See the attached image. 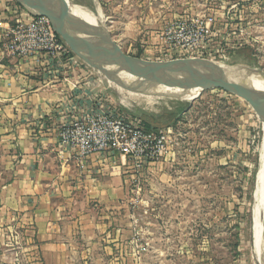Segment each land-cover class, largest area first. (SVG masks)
Masks as SVG:
<instances>
[{"label": "rangeland", "instance_id": "1", "mask_svg": "<svg viewBox=\"0 0 264 264\" xmlns=\"http://www.w3.org/2000/svg\"><path fill=\"white\" fill-rule=\"evenodd\" d=\"M72 1L100 18L96 27L129 56L150 62L194 58L207 68L238 73L249 83L239 68L247 65L264 77V0ZM201 28L210 31V46L193 48L187 58L173 54L198 45ZM236 48L250 49L244 51L250 57L232 53ZM71 54L89 80L99 81L115 101L118 95L106 81L109 69L98 56L88 50L84 57ZM112 75L125 85L178 90L187 97L174 107L155 106L156 113L120 101L125 121L142 128L143 121L170 127L155 131L167 135L162 154L127 175V204L117 223L124 254L119 264H264V234L259 244L254 236L263 211L257 205L262 118L233 94L179 83L176 76ZM250 87L264 100V88Z\"/></svg>", "mask_w": 264, "mask_h": 264}, {"label": "crops", "instance_id": "2", "mask_svg": "<svg viewBox=\"0 0 264 264\" xmlns=\"http://www.w3.org/2000/svg\"><path fill=\"white\" fill-rule=\"evenodd\" d=\"M8 14L0 0V264L15 255L21 264H119L132 164L115 152L83 160L59 131L93 111L120 115L124 100L90 81L77 57L4 55Z\"/></svg>", "mask_w": 264, "mask_h": 264}, {"label": "built area", "instance_id": "3", "mask_svg": "<svg viewBox=\"0 0 264 264\" xmlns=\"http://www.w3.org/2000/svg\"><path fill=\"white\" fill-rule=\"evenodd\" d=\"M5 6L9 14L1 35L4 55L17 59L43 57L46 60L71 56L69 47L47 18L29 14L15 0H5ZM200 31L198 45L177 50L173 54L187 58L193 55V48L206 49V46H210V31L207 28ZM198 53L199 50L197 56ZM59 138L63 148L76 152L83 160L96 153L115 152L129 160L132 168L139 171L162 154L167 135L164 131L142 128L138 122L125 121L120 115L98 110L63 126ZM14 258L15 264L21 263L20 256L15 255Z\"/></svg>", "mask_w": 264, "mask_h": 264}, {"label": "water", "instance_id": "4", "mask_svg": "<svg viewBox=\"0 0 264 264\" xmlns=\"http://www.w3.org/2000/svg\"><path fill=\"white\" fill-rule=\"evenodd\" d=\"M15 1L29 14L47 18L72 53L84 57L82 53L87 54L88 50L98 56L100 62L109 69L106 71L108 73H105L106 78L115 80L112 74L143 79L154 75H163L166 78L176 76L179 83L184 81L200 84L237 96L245 101L264 121V100L256 95L238 73L210 69L201 63L192 64L188 60L150 62L129 56L101 29L77 18L68 11L66 4L58 0ZM195 100L196 97H193L189 101L188 108ZM184 112L183 110L181 113Z\"/></svg>", "mask_w": 264, "mask_h": 264}, {"label": "bare ground", "instance_id": "5", "mask_svg": "<svg viewBox=\"0 0 264 264\" xmlns=\"http://www.w3.org/2000/svg\"><path fill=\"white\" fill-rule=\"evenodd\" d=\"M58 1L68 5L70 9L72 10L73 15L79 16V18H83L84 21H87L90 25L97 26L100 23V18L95 17L96 15H92L90 11H89L90 13L85 11L84 7L82 8L78 5H74L72 0H58ZM188 61L196 65L202 62V60L201 62H199L200 60L197 61L194 58H190ZM239 68L245 74L247 73L251 81V82L249 81L248 83L249 85L253 84V87L255 89L264 88L263 75L261 76V74H259L258 72H253L254 69L247 65H240ZM121 76H123L126 79L129 78L124 75H121ZM106 81L109 87L112 90H114L116 95H118L122 100L124 101L126 100L132 105V107H134L135 109L144 111V112H155L156 113L155 106L157 105L174 107V106L179 105L182 101H186L187 99V97L181 94L180 91L178 90L134 87V86L122 84V82H119L112 78H106ZM259 152H260V164H262V169L258 177V189H257V197H258L257 203L258 204L257 203L256 204L261 209V211L262 210L263 211L260 212V215L255 220L254 236H255V241L257 244L260 243V241L263 238V234H264V209H263V206H264V137L261 141Z\"/></svg>", "mask_w": 264, "mask_h": 264}, {"label": "trees", "instance_id": "6", "mask_svg": "<svg viewBox=\"0 0 264 264\" xmlns=\"http://www.w3.org/2000/svg\"><path fill=\"white\" fill-rule=\"evenodd\" d=\"M244 51H250V49H248V48H236L232 53H236L237 54V56H238V53H241V55H242V53H244L243 54V56L244 55H246V56H249V54H246L247 52H244ZM240 55V58H242L243 56H241ZM71 56H72V54H71ZM250 57V56H249ZM247 61H249V58H248V60ZM131 117V116H130ZM135 117V116H134ZM133 117V118H134ZM136 118V117H135ZM177 118V117H176ZM176 118L174 119V123H176ZM138 119V118H137ZM141 123H142V121H141ZM144 123V124H143ZM143 126L146 128V129H148V130H153V131H158V130H160V127H170L169 125H164V124H161V125H159V126H154V125H152V123H150V121H143ZM164 125V126H163Z\"/></svg>", "mask_w": 264, "mask_h": 264}]
</instances>
